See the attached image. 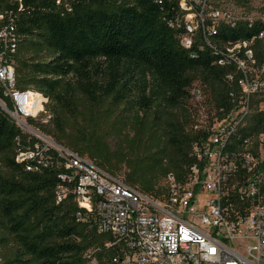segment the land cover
Listing matches in <instances>:
<instances>
[{
    "label": "trees",
    "instance_id": "obj_1",
    "mask_svg": "<svg viewBox=\"0 0 264 264\" xmlns=\"http://www.w3.org/2000/svg\"><path fill=\"white\" fill-rule=\"evenodd\" d=\"M232 1L252 20L219 23L211 46L199 38L191 49L180 43L183 30L169 26L181 13L168 1L0 0V12L15 19L21 36L18 88L48 100L53 119L41 131L112 176L126 171V184L146 195L169 174L184 180L196 162L194 85L217 116L234 109L242 74L233 63L218 64L225 47L251 43L264 67V0L257 9L254 0ZM259 102L253 101L244 137L264 134ZM120 107L133 126L125 153L110 145L120 132L112 121ZM33 142L0 109V248L10 250L2 264H107L114 251L104 249L108 237L97 233L95 214L72 194L57 202L65 170L53 162L29 172L16 162Z\"/></svg>",
    "mask_w": 264,
    "mask_h": 264
},
{
    "label": "built area",
    "instance_id": "obj_2",
    "mask_svg": "<svg viewBox=\"0 0 264 264\" xmlns=\"http://www.w3.org/2000/svg\"><path fill=\"white\" fill-rule=\"evenodd\" d=\"M165 1L176 4L181 13L169 26L183 30L180 43L185 49L199 38L211 46L219 23L252 20L232 0H157ZM20 44L15 19L0 12V109L34 140L18 152L16 162L29 172L53 162L65 170L57 202L72 194L81 209L95 214L97 233L108 237L104 249L114 251L107 264H264V134L241 133L256 98L258 111L264 112V67L257 65L251 43L227 45L218 61L221 66L235 64L242 74L233 110L217 116L207 109L202 90L191 88L193 129L200 135L192 145L196 162L180 182L173 174L167 176V195L160 200L41 131L40 125L53 115L43 94L17 86Z\"/></svg>",
    "mask_w": 264,
    "mask_h": 264
},
{
    "label": "rangeland",
    "instance_id": "obj_3",
    "mask_svg": "<svg viewBox=\"0 0 264 264\" xmlns=\"http://www.w3.org/2000/svg\"><path fill=\"white\" fill-rule=\"evenodd\" d=\"M261 2L262 0H254L253 7L257 9L261 5ZM255 9L251 12V15L253 17H258L259 14ZM44 60L48 61L49 59H44ZM122 113H123V108L120 107L116 115L114 116V119L112 120L117 124L118 127H120V132L115 137L110 139V145L113 151L115 152L121 151L122 153H125L127 152L128 143L133 136V126L131 122L132 118L130 117L128 120H125L121 116L123 115ZM127 175H128L127 172L123 171L117 177L126 183ZM167 189H168V182L165 177L164 179H161L158 186L155 187V192L153 194H146V195L152 196L158 200L164 199L167 195ZM136 190L141 192L139 189ZM9 254H10V250L6 248H0V264L3 263V259L6 257V255L8 256Z\"/></svg>",
    "mask_w": 264,
    "mask_h": 264
}]
</instances>
